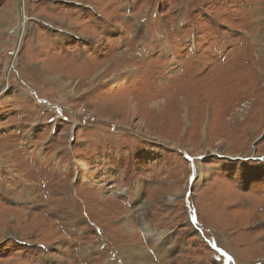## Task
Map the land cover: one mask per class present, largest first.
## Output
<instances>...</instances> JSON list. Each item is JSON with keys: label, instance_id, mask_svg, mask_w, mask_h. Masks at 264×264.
I'll return each instance as SVG.
<instances>
[{"label": "rangeland", "instance_id": "1", "mask_svg": "<svg viewBox=\"0 0 264 264\" xmlns=\"http://www.w3.org/2000/svg\"><path fill=\"white\" fill-rule=\"evenodd\" d=\"M0 264H264V0H0Z\"/></svg>", "mask_w": 264, "mask_h": 264}, {"label": "water", "instance_id": "2", "mask_svg": "<svg viewBox=\"0 0 264 264\" xmlns=\"http://www.w3.org/2000/svg\"><path fill=\"white\" fill-rule=\"evenodd\" d=\"M19 9H20V10L22 9V7L20 6V3H19ZM17 47H18V44H17V46H16V48H15V50H14L15 53H16ZM14 52H13V54H12V58H11L12 61H13L14 56H15ZM10 66H11V64H10Z\"/></svg>", "mask_w": 264, "mask_h": 264}, {"label": "bare ground", "instance_id": "3", "mask_svg": "<svg viewBox=\"0 0 264 264\" xmlns=\"http://www.w3.org/2000/svg\"><path fill=\"white\" fill-rule=\"evenodd\" d=\"M20 14H23L21 10H20ZM22 16H23V15H22ZM147 231L151 233V231H150V230H147Z\"/></svg>", "mask_w": 264, "mask_h": 264}]
</instances>
